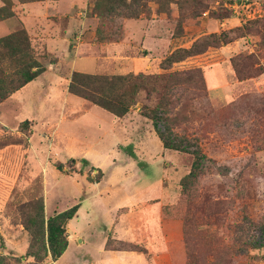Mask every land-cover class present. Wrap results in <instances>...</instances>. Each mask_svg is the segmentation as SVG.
Listing matches in <instances>:
<instances>
[{"label":"rangeland","instance_id":"obj_1","mask_svg":"<svg viewBox=\"0 0 264 264\" xmlns=\"http://www.w3.org/2000/svg\"><path fill=\"white\" fill-rule=\"evenodd\" d=\"M196 1L129 0L125 6H117L112 14L101 9L102 13L97 15L93 10L94 0H80L74 13L81 12L82 15L78 16L79 20L70 32L66 51L71 50L77 68L84 73L109 76L117 75L118 68L122 69L124 65L130 69L133 62L137 67L141 66L140 58L151 53L150 69L139 67L123 74L142 75L147 81L149 90L139 92L133 107H139L141 113L161 103L162 120L158 128L162 132L169 129L170 139L189 149L198 148L204 155L198 177L184 192L181 181L190 171L192 155L166 150L158 158H148L149 164L137 157L127 161L116 155L113 157L115 161L96 160L101 170L81 163L80 173L87 171L85 180L89 184L102 181L103 172L106 173V179L98 187H84L72 179L65 191L46 192L41 189L39 181L35 190L24 198L18 192H10L7 199L1 198L2 193L0 264H80L84 259H98L94 254L101 230L98 218L111 220L112 214L107 210L120 200L109 187L121 184L122 187L145 188L150 189V196H155L160 180L167 190L164 212L168 221L166 231L174 238L169 244L173 258L185 256L182 232L186 216L187 244L192 258L199 264H264V33L252 30L227 45L209 48L204 54L176 63L167 70L160 69L162 59L177 47L189 48L204 35L231 31L264 19V0H257V4L251 6V13L255 14L250 16L242 9L234 8L243 0H203L207 9L200 10V14ZM162 13L165 14L163 20H166L167 31L156 35L163 36L164 45L161 50L158 47L157 50H142L148 43L145 42L146 32L140 29L141 23L158 21ZM80 20L83 21L81 25ZM59 22L64 31L65 18ZM124 25L129 30L124 31ZM77 36H80L78 42L84 47H81L83 52L96 56L103 65L100 71L95 61L84 56L80 48H72ZM51 50L39 52L44 56L42 65H51L54 73L30 88L54 89L61 83L55 75L62 72L67 75V65L61 62L56 66L59 57ZM119 54L127 60H116ZM238 57L236 64L242 79H238L231 65V60ZM0 71H12L7 59L0 63ZM59 97L56 92L52 103L58 104ZM51 114L56 116L54 112ZM84 119L85 124L81 120L76 130L83 126L91 141L100 138L107 130L95 114ZM12 140L0 131V146ZM109 145L110 139L106 137V143L100 146L106 149ZM151 151L156 152V147L153 146ZM123 153L131 154L130 148L124 149ZM64 166L61 165V174L73 175V163L66 161ZM86 196L92 198L82 201ZM35 199H42L43 203L47 200L49 211L53 210L55 203L57 209H64L69 204L82 202L75 223L81 226H85V221L90 223L84 228L87 236L84 243L73 240L56 263L38 246L32 251L39 259L27 256L30 235L23 228L20 208ZM73 228L77 232V226ZM24 244H27L25 250H18Z\"/></svg>","mask_w":264,"mask_h":264},{"label":"crops","instance_id":"obj_2","mask_svg":"<svg viewBox=\"0 0 264 264\" xmlns=\"http://www.w3.org/2000/svg\"><path fill=\"white\" fill-rule=\"evenodd\" d=\"M9 1L13 16L0 20V38L24 29L35 44L39 43V46L43 47L44 52L52 49L51 53L59 57L56 66L61 62L67 65V75H63L64 72L55 75L58 81L61 80V83L54 89L30 88L35 82H44L51 73H54L50 69L51 65H45L44 72L36 79L0 103V131L3 136H10L13 139L12 142L0 146V194L4 193L1 198L7 199L10 192L21 193L20 195L24 198L27 193L35 190L34 186L39 181L41 189L46 192L58 190L61 193L67 189L66 185L71 184L72 179L84 187L89 185L98 187L106 179V173L103 172L102 181L89 184L85 180L87 171L84 170L82 174L80 173L82 164H88L101 170V166L96 163V160L112 159L115 161L114 155L127 161L137 157L143 162H147L148 158H158L160 154H164L167 149H164L150 121L141 115L139 107H132L122 118H117L68 93L67 87L72 72L84 73L77 68L76 58L70 55L71 50L66 51L70 32L75 27V22L79 20L78 16L82 15L81 12L74 13L80 0H44L28 3L18 0ZM3 5L4 0H0V7ZM163 16H165L164 13L160 14L158 21L150 20L144 24L141 23L142 28L139 26L142 31L146 32L145 42L148 43L142 50H157L156 47L161 50L164 45L163 36L156 34L167 31V23L166 20H163ZM61 18H65L66 21L64 31L59 22ZM79 22L81 25L83 21ZM139 22L142 21L139 20ZM203 26L201 23V28ZM123 28L124 31L129 30L127 25H124ZM61 35L62 37H60ZM76 39L77 42L72 48H80L79 51L84 56L95 61V65L100 71L103 65L99 59L96 56L85 54L82 50L84 47L81 46V48V43L78 42L80 36H77ZM55 47H58L57 52L54 50ZM90 47L92 46L90 45ZM178 48L181 47L176 49ZM40 54L42 56L37 57V60L42 64L41 59L44 56L43 53ZM115 58L116 60H127V57H123L121 54ZM140 61L142 65L138 67L133 62L130 69L126 65L122 69L118 68L117 75H123L140 68L150 69L152 66L151 53L148 52L142 56ZM56 92L60 95L58 104L52 103ZM53 112L56 113L55 117L51 114ZM93 114L107 127V130L102 132L103 135L95 141L90 140L91 137L86 135L88 132L83 131V126H80L78 131L76 130L77 123L85 120L87 115L92 116ZM25 121L28 124L21 131L19 126ZM83 123L85 124L84 121ZM106 137L110 139V145L109 148L104 149L100 145L106 143ZM153 146L156 147V152L151 151ZM126 148H130L131 154L123 153ZM66 161L73 163L72 168L75 170L73 175L61 174V171L56 168L57 165L64 166ZM82 161H86V163ZM147 164L149 163L147 162ZM63 170L65 171V166ZM157 187L158 195L150 196L148 194L150 189L122 187L121 184L110 186V192L116 194L120 200L114 202L107 210L109 214H112L111 220L104 221L98 218L101 221V230L98 242L94 245V254L98 256V259H81L80 264H173L169 244L174 238L168 235L166 231L168 221L162 215V210L166 206L167 190L161 180ZM154 191L156 192V190ZM109 194L107 193V195ZM99 196L101 197L102 194ZM90 198L92 196H86L82 201H87ZM75 205H78L76 215L68 221L65 227L68 242L65 251L70 248L71 242L75 239L78 243H84L87 238L84 228L90 225L87 221H85V226L75 223L79 218L82 202ZM75 205L72 203L64 209H57L58 205L55 203L53 210L49 211L46 200L44 202L45 218ZM73 226H77V232L74 231ZM23 239L24 241L27 239L25 234ZM125 244L140 247L143 252L125 250L120 247ZM25 246L27 244L22 247L20 245L18 250H25ZM102 258L105 259L101 260Z\"/></svg>","mask_w":264,"mask_h":264},{"label":"trees","instance_id":"obj_3","mask_svg":"<svg viewBox=\"0 0 264 264\" xmlns=\"http://www.w3.org/2000/svg\"><path fill=\"white\" fill-rule=\"evenodd\" d=\"M18 1L28 3L44 0ZM128 1L129 0H94L93 10L96 11L97 15L102 13L101 9L107 14H112L117 6H125ZM200 1L202 2L203 0L195 2L196 5H199V14L207 9V5L203 4V2L200 3ZM10 7L11 2L9 0H4V5L0 7V20H5L13 16ZM252 30H255L258 34H263L264 19L231 31L204 35L195 40L189 48H178L172 51L160 62V69L167 70L176 63L182 62L190 57L204 54L209 48H219L227 45L235 38L244 37L247 32H252ZM39 51H43V47H40L39 43L35 44L24 29L0 38V63L2 60L7 59L12 68L10 73L0 71V103L44 72V66L37 60V57H41ZM237 59H239V57L232 59L231 65L238 79H242L239 77L236 64ZM67 89L68 93L71 95L97 106L117 118H122L136 104V97L140 91L149 90L147 89L146 78L142 75L109 76L80 72H72ZM161 109H163V107L161 103H158L148 112L142 111L141 115L152 122V126L164 149L192 155L193 159L190 171L181 181L182 190L185 192L189 184L198 177L205 157L198 148L189 149L186 145L170 139L169 136H171V132L169 129L166 128V131L162 132L158 128L159 122L162 120L160 116ZM27 124V121L21 123L19 126L20 130L23 131ZM82 162L86 163V161ZM56 168L62 171L61 165H57ZM164 208L162 210V215L166 218ZM77 210L78 205H75L46 219L42 199H35L22 206L20 208L23 218L22 225L30 235L27 256L39 259L38 254L32 251L34 246H38L44 251V254L49 253L52 261H57L63 255L68 245L65 233L66 224L69 220L74 218ZM187 225L185 216L182 232L185 256L178 255L176 258L172 257L173 264H182V262L186 264H199L196 262L195 258H192L190 253L191 250L187 244ZM123 246L125 247L121 248L125 250L143 252L142 248L134 245L125 244Z\"/></svg>","mask_w":264,"mask_h":264},{"label":"built area","instance_id":"obj_4","mask_svg":"<svg viewBox=\"0 0 264 264\" xmlns=\"http://www.w3.org/2000/svg\"><path fill=\"white\" fill-rule=\"evenodd\" d=\"M257 4V0H243V3H241L239 6L235 5L234 8L235 9H242L243 11H245V13L248 14V16L250 15H254L255 13H251V6H254Z\"/></svg>","mask_w":264,"mask_h":264}]
</instances>
